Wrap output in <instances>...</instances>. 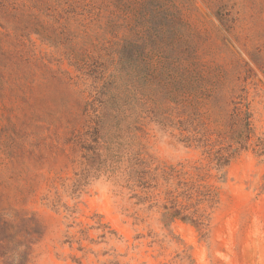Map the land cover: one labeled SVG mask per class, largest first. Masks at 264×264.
<instances>
[{
	"label": "rangeland",
	"instance_id": "rangeland-1",
	"mask_svg": "<svg viewBox=\"0 0 264 264\" xmlns=\"http://www.w3.org/2000/svg\"><path fill=\"white\" fill-rule=\"evenodd\" d=\"M85 1L99 21L70 19L73 46L110 74L122 15L111 29L109 0ZM9 2L11 28L0 26V264H264V0H189L188 77L180 85L154 62L162 80H148L141 96L133 90L145 107L113 167L81 182L96 89L64 48L20 30L32 12L23 17L19 0ZM248 114L241 148L234 136H249Z\"/></svg>",
	"mask_w": 264,
	"mask_h": 264
},
{
	"label": "trees",
	"instance_id": "trees-1",
	"mask_svg": "<svg viewBox=\"0 0 264 264\" xmlns=\"http://www.w3.org/2000/svg\"><path fill=\"white\" fill-rule=\"evenodd\" d=\"M83 1L19 0L18 2V14L24 17L26 10L30 9L32 12L30 19L33 21L30 28L23 27L22 23H19V29L28 31V34L37 36L43 43L57 50L64 48V53L72 65L83 72V75L93 82L91 87L96 89L97 97L87 105V112L93 115V125L86 134L90 144L87 143L83 147L86 151L85 168L79 182L102 169L113 167L119 157L117 152L122 145V136L127 130L135 129L133 125L142 117L145 107L144 100L136 97L133 90L136 89L141 96L148 80L151 79L157 86L162 80V74L156 71L158 67L151 71L154 62L160 64L164 61V64L180 78L181 85L189 74V67L185 63H189L192 59L190 57H193L191 41L186 38L188 26L184 18L189 0H109V6L112 8L108 21L110 28H117L113 17L114 14L118 17L117 12H120L122 24L119 30L124 33L120 48L116 51L118 56L116 68L107 74V68L90 66L91 57L85 54L87 52H76L68 29L69 20L75 16L86 14L92 20L99 21L100 12L95 11L97 7L91 4L84 6ZM26 2H32L33 5ZM12 4L9 0H0V26L3 28H11L9 8ZM219 18L221 20L224 16ZM63 36L65 37L62 38ZM171 64H177L179 67H170ZM182 88L186 90L187 86L184 85ZM240 113V109L235 110L236 117H240ZM249 119L248 114L244 128L248 130L249 136L244 137L243 131L236 132L234 136L237 143L241 144V148L245 147L242 143L245 141L247 143L252 133ZM214 157L219 168L227 166L230 161L229 157L223 154ZM130 176L132 178V175ZM142 182L143 178L140 177L139 183ZM144 183L147 185L146 182ZM178 216L179 214H174V217ZM26 263V258L21 260V264Z\"/></svg>",
	"mask_w": 264,
	"mask_h": 264
}]
</instances>
